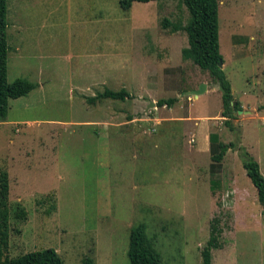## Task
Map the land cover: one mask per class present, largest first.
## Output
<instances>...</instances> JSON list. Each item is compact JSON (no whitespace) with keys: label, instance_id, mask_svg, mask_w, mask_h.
<instances>
[{"label":"rangeland","instance_id":"374dc122","mask_svg":"<svg viewBox=\"0 0 264 264\" xmlns=\"http://www.w3.org/2000/svg\"><path fill=\"white\" fill-rule=\"evenodd\" d=\"M218 2L222 70L242 105L233 130L217 84L182 57L185 33L161 26L187 22L180 0L128 11L119 0H6L7 80L36 85L0 122L10 258L51 248L63 264H129L130 230L145 223L163 264H201L215 224L212 264H264V208L240 155L264 177V0ZM104 89L130 98L89 101ZM211 133L235 146L220 164Z\"/></svg>","mask_w":264,"mask_h":264},{"label":"trees","instance_id":"16d2710c","mask_svg":"<svg viewBox=\"0 0 264 264\" xmlns=\"http://www.w3.org/2000/svg\"><path fill=\"white\" fill-rule=\"evenodd\" d=\"M158 0H119L122 10L128 11L134 2L148 3ZM169 1V0H166ZM188 12V20L184 24L181 21L171 23L163 19V29L169 28L171 33L183 32L187 37V47L182 49V57L190 60L203 72H207L217 84L221 92L222 112L226 126L233 130L230 120L241 109L238 101H235L231 91V85L218 63L223 60L219 44V2L218 0H180ZM6 0H0V122H4L7 116L10 100L27 96L36 85L26 79H16L12 83L7 80V59L9 46L7 43V21ZM130 98L125 89L112 91L104 89L96 96L89 99L91 103L97 100L111 99L124 101ZM175 99L160 100L157 107L171 106ZM236 104H233V103ZM210 158L213 163L220 164L226 153L234 149L233 143L227 144L219 140L216 133L209 134ZM242 166L246 176L250 179L256 189L257 201L264 208V177L260 173V167L245 150L241 151ZM214 182V181H212ZM214 184V183H213ZM10 183L8 171L0 167V264H63L61 256L54 249L32 251L10 258V205H9ZM25 212L17 214L23 218ZM219 229L212 224L210 238L201 251V264H212V251L219 249ZM129 264H163L160 254L154 248L146 235L145 223H139L130 230L127 250ZM82 264H95L90 256L83 258Z\"/></svg>","mask_w":264,"mask_h":264},{"label":"water","instance_id":"95a60500","mask_svg":"<svg viewBox=\"0 0 264 264\" xmlns=\"http://www.w3.org/2000/svg\"><path fill=\"white\" fill-rule=\"evenodd\" d=\"M218 66H219V68L222 69V67H223V61L222 60L219 61ZM202 88H205L204 85H202L201 88L198 89L197 91H191V92H189V95H194V96L199 95L200 93H202V90H201ZM233 104H236V103L234 102Z\"/></svg>","mask_w":264,"mask_h":264},{"label":"crops","instance_id":"0c3cea01","mask_svg":"<svg viewBox=\"0 0 264 264\" xmlns=\"http://www.w3.org/2000/svg\"><path fill=\"white\" fill-rule=\"evenodd\" d=\"M100 15L102 16L103 14L100 13ZM102 20H103V19H102ZM102 22H104V21H102ZM26 29H27V27H25V32L27 31ZM28 29L31 30V32H33V29L35 30V29H36V26H34V25L31 23V27H28ZM23 30H24V28H23ZM28 32H29V31H28ZM31 32H30V33H31ZM100 32H102V29L100 30ZM100 32H99V33H100ZM30 33H27V34H30ZM25 34H26V33H25ZM29 36H30V38H31L33 41L35 40V39H33V38L31 37V35H29ZM22 39H23V38H22ZM25 39H27V37H26ZM29 53H30V52H29ZM29 53H28V54H29ZM22 56H24V55H22ZM22 56H20V57H22ZM31 56H32V55H31ZM233 98H234V97H233ZM240 105H241V104H240ZM241 106H242V105H241ZM221 119H222V117H221Z\"/></svg>","mask_w":264,"mask_h":264}]
</instances>
